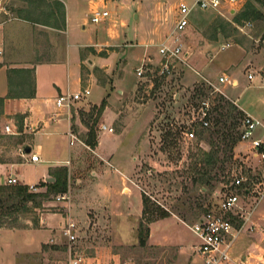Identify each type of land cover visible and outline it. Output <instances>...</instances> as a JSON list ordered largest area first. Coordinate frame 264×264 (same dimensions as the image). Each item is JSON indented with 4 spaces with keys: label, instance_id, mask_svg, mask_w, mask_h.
Here are the masks:
<instances>
[{
    "label": "rangeland",
    "instance_id": "374dc122",
    "mask_svg": "<svg viewBox=\"0 0 264 264\" xmlns=\"http://www.w3.org/2000/svg\"><path fill=\"white\" fill-rule=\"evenodd\" d=\"M245 1L241 0L233 12L221 8L223 16L216 10H193L189 15V25L180 33L183 50L189 53L186 59L188 65L175 63L174 72L164 77L157 73L160 58L158 43L172 30L179 3L190 4L193 0H93L91 3L79 0L77 4H71L67 39L70 44L67 49L71 50L68 54L71 89L83 93L85 81L90 78V93L86 99L96 101L100 95L111 98L110 103L118 108L114 114L117 118L111 124L114 132L111 136L117 135L116 131L120 130L119 125L125 117L126 127L122 133L125 137L118 138V142L114 143L110 135L102 134L101 140L106 141L108 146L105 148L107 144L103 142L96 152L75 143L74 147L81 150V159L72 173L69 197L57 200L58 194H53L44 201L43 207L37 208L34 213L39 219L37 226L31 221L33 213H14L6 217L7 223L1 227L12 230L41 227L42 216L46 217V220L43 219L49 228L33 231L29 235L10 231L0 233V264H58L64 261L67 254L63 247L67 243L62 230L67 222L76 225L77 238L73 246L82 255L80 264H204L202 257L194 251L198 239L188 224L196 219L203 206L217 203L225 191L243 196L244 186L251 189V193L244 198V205L250 204L253 208L251 219L245 227L253 223L255 229H244L233 242L230 254L239 258L251 253V260H254L255 255L264 250V232L261 231V227L264 228V193L262 198L258 193L264 192V178L261 176L263 164L252 157L250 144L238 139L230 152L219 153L222 162L212 170V190L195 188L190 173L195 160L192 153L197 146L209 148L208 127L193 122L198 102L201 97L207 96L213 107L221 102L218 96L222 95L219 92L210 94L203 78L212 83H218V77L223 74L229 80L239 79L240 84L236 86H232L230 81L218 84L224 93L222 97L234 101L238 109V105L248 107L257 99L264 100V88L258 86L260 77L264 78V20L239 24L243 30L238 29L233 36H218L216 40L203 36L216 17L231 19V14L239 10ZM22 4L20 0H0V7L10 15H16L15 8ZM96 10H106L108 16L93 22L90 18ZM157 23L160 24V37L164 35L155 44L159 35L152 33V30ZM236 38L241 42L236 43ZM225 44L229 45L223 47ZM65 49L58 53L57 59L60 61L66 59ZM142 62H147L148 66L143 77H138L135 68ZM248 73L254 75L252 80L247 78ZM79 74L80 83L77 81ZM96 75L105 81V85L92 82L94 76L97 79ZM202 86L205 95L199 94L198 88ZM119 88L122 89L120 93L117 91ZM94 106H87L83 114L88 124L95 118ZM254 113L264 120V113ZM102 117L100 115L97 121L96 135L99 134L98 130L102 133L99 129ZM6 122L0 117V125L4 126ZM185 127L194 130V138L189 139L183 133ZM169 129L172 137L164 141V133ZM255 135L261 134L256 130ZM121 139L125 140V147L118 149ZM15 141L16 138L5 129L0 130V158L11 159L9 154H15V149L17 151ZM61 142V145L58 142V148L67 154V140L61 137ZM133 142H138L142 147L135 153L137 161H134L133 174H138L134 179L137 186L132 185L140 197L144 193L160 208L167 210V217L147 221L142 216V200L141 207L137 206L132 193H123L122 202L118 199L110 204L102 203L103 195H92V190L88 188H76L75 175L90 178L91 168L101 166L96 153L110 161L113 167L106 165V170L118 176L114 169L119 165L116 158L122 152L129 154L134 149ZM110 148L114 149L112 158L104 153ZM53 149L47 150L46 154H51ZM23 150L20 148V152L24 153ZM45 152L43 156L40 155L39 162H25L2 172L5 177L11 174L28 186H36L45 180H42V175L49 171V164L44 160L47 158ZM76 161L73 157V162ZM231 174L244 177L242 187L227 188L226 180ZM141 222L148 227L144 244L138 240ZM44 223L42 221L41 224ZM27 224L29 226L25 227ZM27 237L33 238L31 244L26 242ZM36 239L43 240L37 248ZM14 249L18 250L13 253ZM89 256L94 258L90 259Z\"/></svg>",
    "mask_w": 264,
    "mask_h": 264
},
{
    "label": "crops",
    "instance_id": "0c3cea01",
    "mask_svg": "<svg viewBox=\"0 0 264 264\" xmlns=\"http://www.w3.org/2000/svg\"><path fill=\"white\" fill-rule=\"evenodd\" d=\"M20 1L23 4L18 7L26 6V2L24 0ZM59 1L62 2L64 6L65 27L63 29L28 20L25 16L19 17L17 16V13L16 15H10L6 9L0 7V97H4L0 117L1 119L4 118L7 121L4 126L0 125V130L5 129V126L8 125L11 129V132L8 133H10L13 138H16V140H22L21 143H16L17 151L15 149V154H9L11 156V159H4L2 162H0V183L7 182L9 178L12 177H14L18 183H23L11 174H9L8 177H5V174H3L2 172L3 170L5 173L7 170L13 169L17 165L29 162V155H27L28 153L24 150V153L20 152V148L24 149L25 146H29V152L37 153L39 158L40 155L43 156L44 150L46 151V154L47 150H51V148H54L52 150L53 152H51V154H53H46L45 157L47 158H44V160L48 162L49 165L47 166L49 170L56 166L66 167V196L69 197V192L71 191L70 181L73 177L72 173L81 159V150L79 147H74L75 143H80L81 146L88 148L90 152H96V149L100 150V146L104 142L103 140H101L102 134L110 135L114 143L118 142V138L125 137L122 133L124 128L126 127V122L125 119H123L125 117H123L122 122L119 125L120 130L116 131L117 135L111 136L114 132L113 130L108 131L107 128L112 127L111 124L117 118H115L114 114L118 112V108L116 109V107L110 103L111 98H106V105L101 113V116L103 117L100 118V125L104 124L105 128L102 129L99 125V129H101L100 131L102 133H100L99 130L97 131V133H99L96 135L97 144L95 147L90 148L84 142V137L88 131V125L86 124L83 114H85V111H87V106L98 105L101 99L103 98V95H100L99 98L96 99V101H92L89 98L86 99L87 94L90 93V87L88 85V83L90 82V78L87 77L88 79H86L84 84V89H87L88 93L81 94L77 100L73 101L70 108H67L65 106H58L56 104L57 96L67 92H80L77 89H71L70 69L68 67V54L71 50L70 48L67 49L70 46L67 40L70 25V6L71 4H77L79 0ZM86 1L91 3L93 0ZM159 25V23L156 24V27L152 30V33H158L159 35ZM163 35L164 33L162 34V36ZM161 37L160 35L157 37L158 39L155 41V44L161 40ZM64 49L66 59L65 61H60L59 59H57V56L58 53L63 51ZM46 50L49 52H47ZM188 55L189 53L187 52V56ZM65 66H67L66 69ZM31 67H33L34 69V95L30 97H6L9 89L7 70L9 68ZM77 81L79 83L81 81L80 74ZM92 82L100 85L95 76ZM261 83L262 78L260 77L258 86L264 88ZM239 84V79H232V86H236ZM117 91L120 93L122 89L119 88ZM238 106L240 107V109L250 113L253 116H255L254 111L258 113H264V100L257 99V101H255L253 104L249 103L248 107L240 105ZM78 109L82 110L78 111ZM17 114L23 116L22 120L19 121L17 118H15V115ZM110 118L111 120H109ZM8 123H10L11 125H9ZM68 131H71L76 138L72 139L67 134ZM258 132L260 133V131ZM81 133H84L85 135L83 136L81 135ZM61 137H63L64 141L67 140V154L66 152H61L58 148V142H60V145L62 143ZM104 143H106V141ZM135 143L136 142H133L134 149L129 154H127V152H122L116 158L119 165L117 167H114V169L116 172L119 173L118 176L115 174H111L106 170V165H109V167H113L110 161L106 157H103L104 155L96 153V155L101 161V166L98 165L97 167L91 168L90 175H92V177L90 178L83 177L84 175H75V183L77 184L76 188H81L84 190H87L88 188L89 190H92V195H103L104 198L102 200V203L110 204H112L113 201H117L118 199H120V202H122L124 196L123 193H132L133 195H135L134 197L137 206L139 205L141 207L140 193L137 190L135 191V186L137 185L134 179L138 174H133V172L135 173L134 161L137 158L135 156V153H137L142 146L138 142L137 144ZM120 145L117 146L118 149L122 146L125 147L124 139H121ZM106 146H108V144L105 145V148ZM110 149L107 150L109 153L107 151L104 152L105 154H109V156H107L108 158H112L114 156V149ZM73 157L76 158V163L73 162ZM42 176V180L44 178L46 180L49 177L53 178L50 175L49 171L45 172ZM132 184L135 186H133ZM65 203L68 205V202ZM43 218H45L46 220V217L40 216L41 227H28L29 224L25 226L28 228H25L23 230H12V228L0 227V233L10 231L15 233L22 232L29 235L33 231H44L46 230V228H49V225ZM42 221L43 223L45 222L44 225L41 224ZM31 240L33 242L32 237H27L26 242L28 244H31ZM34 242H36L35 245L37 248L38 246H40L43 240L36 239ZM16 250L18 249H14L12 250V252L14 253V251ZM89 258L92 259L94 257L89 256Z\"/></svg>",
    "mask_w": 264,
    "mask_h": 264
},
{
    "label": "trees",
    "instance_id": "16d2710c",
    "mask_svg": "<svg viewBox=\"0 0 264 264\" xmlns=\"http://www.w3.org/2000/svg\"><path fill=\"white\" fill-rule=\"evenodd\" d=\"M26 6L15 8L17 16H25L28 20L50 25L59 29L65 27V13L63 3L59 0H24ZM258 3V5L256 4ZM231 19L225 20L222 17H216L210 24L208 32L203 33V36L210 40H216L218 36L228 37L236 35L237 25L245 21L262 19L264 20V0H246L241 8L231 14ZM237 39V38H236ZM240 43V40H235ZM33 67L31 68H9L7 70L8 77V93L6 97H20L34 95V74ZM97 76V75H96ZM100 84L105 85V81L98 76ZM205 88H198L200 95H205ZM218 104L211 107L212 125L208 126V149H203L197 146L196 151L192 153L195 157L191 165L190 173L193 176L195 188L200 190H212L213 175L212 170L222 162L220 152H230L233 145L239 139L238 123L243 114L241 109L232 102L224 99L222 95L218 96ZM4 97H0V113L2 112ZM106 105V97H103L98 105H95V118L88 124V131L84 137V142L93 148L97 144L96 140V123ZM213 110V112H212ZM19 121L23 116L15 115ZM20 128V126H19ZM207 128V127H206ZM172 137L170 129L164 133V141H168ZM17 139L16 143H21L22 140ZM221 144L223 147H221ZM3 159L0 158V162ZM52 180L41 181L38 187L43 189L32 191L25 183H0V227L6 225L5 218L10 217L14 213L28 214L33 213L31 221L37 226L39 219L35 216V210L43 207V202L47 201L53 194H61L67 192V169L64 166H56L49 170ZM232 177L228 176L226 182H230ZM35 186V185H34ZM142 200V216L147 221L152 222L159 218H164L169 215L167 210L160 208L144 193L141 194ZM207 208V205L202 207V210L196 214L197 218ZM195 220V219H194ZM9 226V225H8ZM13 226V225H10ZM148 235V227L142 222L139 224L138 240L140 244H144L145 237ZM57 247V246H54ZM65 248V246L63 247Z\"/></svg>",
    "mask_w": 264,
    "mask_h": 264
},
{
    "label": "built area",
    "instance_id": "2783aa9c",
    "mask_svg": "<svg viewBox=\"0 0 264 264\" xmlns=\"http://www.w3.org/2000/svg\"><path fill=\"white\" fill-rule=\"evenodd\" d=\"M241 0H193V2L186 3L180 2L177 9V18L174 22L173 28L168 32L163 39L158 43L159 68L157 73L164 77L171 75L174 72L175 63L182 65L187 64V52L183 50V43L180 40V33L188 26L189 15L196 8L202 10H216L220 15H223L221 8H226L228 11H234L236 6ZM108 16L106 10L94 11L91 15V21L99 22L102 18ZM246 24H249L247 21ZM239 30L243 28L237 25ZM229 44L223 45V47ZM1 53V50H0ZM146 63V64H145ZM188 65V64H187ZM147 62H142L141 65L135 68V74L138 77H143L144 71L147 69ZM196 73H198L196 71ZM247 78L252 80L254 75L252 73L247 74ZM206 82L205 86L210 90V94L219 92L222 95L224 93L220 90L218 84L228 79L226 75H220L218 77V83H212L206 78H203ZM262 86L264 87V78H262ZM88 90L84 89L83 93H64L56 97V104L58 106H65L70 108L73 101L77 100L81 94H87ZM209 94V95H210ZM234 104H236L233 101ZM242 110V109H241ZM243 111V110H242ZM211 117V105L207 96L201 97L195 110V116L193 122L200 124L202 127H208ZM100 128L104 129L105 125L101 124ZM7 132H11L8 125L5 126ZM108 131H112V127L107 128ZM260 131V136L255 135V131ZM183 133L190 139L194 138V130L191 127H185ZM67 134L75 139V135L68 131ZM238 136L242 141H247L252 149L251 155L258 162L263 164L261 176L264 178V120L256 116L251 115L248 112L243 111L242 116L238 123ZM28 160L31 162H39L40 158L37 153H28ZM244 177L241 174H232L231 180L228 183L227 188H240L243 186ZM10 183H16L14 177L9 178ZM226 187V186H225ZM29 189L37 190L36 186L29 185ZM251 193L249 187L244 186L242 188V195L236 192L225 191L221 194L217 203H213L207 206L206 210L202 212L194 221L188 224V228L195 234L198 239V244L194 246V251L197 252L203 259L204 264H264V250H261L255 259H252L253 254L248 253L245 256L239 258L233 257L230 254V249L233 242L245 230L255 229V225L250 223L247 227L245 225L250 221L253 208L249 204L245 207V196ZM260 198H262L264 192H258ZM65 193L58 194L57 200L66 199ZM76 225L73 222H67L65 228L62 230V235L66 239V259L58 264H80L82 261V255L78 253L73 246L76 235ZM261 231L264 232V228L261 227Z\"/></svg>",
    "mask_w": 264,
    "mask_h": 264
},
{
    "label": "water",
    "instance_id": "95a60500",
    "mask_svg": "<svg viewBox=\"0 0 264 264\" xmlns=\"http://www.w3.org/2000/svg\"><path fill=\"white\" fill-rule=\"evenodd\" d=\"M24 151L28 153V152L30 151V147H29V146H25V147H24ZM46 180L49 181V180H52V178L49 177V178H47Z\"/></svg>",
    "mask_w": 264,
    "mask_h": 264
}]
</instances>
